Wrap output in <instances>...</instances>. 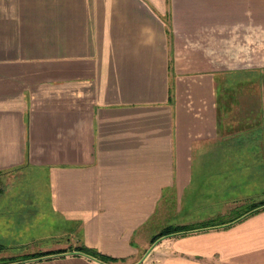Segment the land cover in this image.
I'll return each instance as SVG.
<instances>
[{"label":"crops","instance_id":"crops-1","mask_svg":"<svg viewBox=\"0 0 264 264\" xmlns=\"http://www.w3.org/2000/svg\"><path fill=\"white\" fill-rule=\"evenodd\" d=\"M169 225L153 264H264V0H0V259Z\"/></svg>","mask_w":264,"mask_h":264},{"label":"trees","instance_id":"trees-1","mask_svg":"<svg viewBox=\"0 0 264 264\" xmlns=\"http://www.w3.org/2000/svg\"><path fill=\"white\" fill-rule=\"evenodd\" d=\"M254 211H256V210L255 209H244L242 211V213L239 212L240 215H238V216H236V214L234 213L233 214L234 217L232 216L230 222H234V221L242 218L243 216H245L247 214L253 213ZM185 229L186 228H184V227H169V228L162 230L157 236L153 237L151 240L155 241L157 239L167 237L171 234L181 232ZM192 229H195V228H192ZM79 251L84 253L85 255L94 257V258H96V259H98L104 263H114L115 262L114 260L109 259V258L104 257V256H100L96 252L89 250L87 248H79ZM57 253H59V252H57ZM61 253H63V252H61ZM51 254L55 255V253H47V254H41V255H37V256H24L22 258L0 259V264H11V263H17V262L27 261V260H31V259H41V258H46L48 256H52Z\"/></svg>","mask_w":264,"mask_h":264},{"label":"rangeland","instance_id":"rangeland-1","mask_svg":"<svg viewBox=\"0 0 264 264\" xmlns=\"http://www.w3.org/2000/svg\"><path fill=\"white\" fill-rule=\"evenodd\" d=\"M237 209V208H236ZM235 209V210H236ZM210 210L211 209H202V210H197V211H194V212H192V213H188V215H186L185 214V209L183 210V213H181L180 214V216H179V218L178 219H180L181 221H187V219H188V221L190 222V220L191 219H200V216H201V213H209L210 212ZM201 212V213H200ZM234 212H236V211H234ZM233 212V213H234ZM237 212H240V210H238ZM177 219V220H178ZM180 220H178V221H180ZM169 227H184V228H186L185 230H183V231H181V232H178V233H175V234H171V235H169V236H172V235H176V234H183V233H188V232H190V231H193L194 229H192V228H198V227H201V226H197V225H187V226H173V225H169V226H166L165 228H163L162 230H164V229H166V228H169ZM162 230H160L158 233H154L151 237H150V239H149V241L147 242V248H146V250H145V254L143 253V255L141 256V260L143 261H145L146 262V264H153L154 262V260H153V254H151L150 255V253H151V249L153 248L152 246L157 242V241H159L160 239H157V240H155V241H152L151 239L153 238V237H155V236H157ZM168 237V236H167ZM163 238H165V237H163ZM162 239V238H161ZM150 249V250H149ZM150 251V252H149ZM61 252H63V251H61ZM61 252H59V253H56V255H58V254H60ZM149 252V253H148ZM63 253H65V252H63ZM52 255V254H51ZM16 258H22V257H16ZM140 260V261H141Z\"/></svg>","mask_w":264,"mask_h":264}]
</instances>
